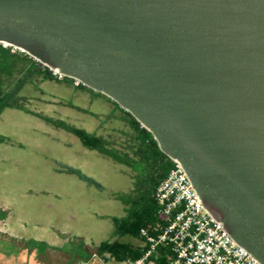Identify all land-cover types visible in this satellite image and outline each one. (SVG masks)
Masks as SVG:
<instances>
[{
  "label": "water",
  "instance_id": "1",
  "mask_svg": "<svg viewBox=\"0 0 264 264\" xmlns=\"http://www.w3.org/2000/svg\"><path fill=\"white\" fill-rule=\"evenodd\" d=\"M0 43L104 93L264 264V0H0Z\"/></svg>",
  "mask_w": 264,
  "mask_h": 264
},
{
  "label": "rangeland",
  "instance_id": "2",
  "mask_svg": "<svg viewBox=\"0 0 264 264\" xmlns=\"http://www.w3.org/2000/svg\"><path fill=\"white\" fill-rule=\"evenodd\" d=\"M60 89L55 82H45L41 87L44 94L32 93L26 106L52 122H63L104 139L110 136L123 145L121 139L133 129V116L128 111L122 107L123 112H115L82 106L87 112L100 115L94 120L90 113L71 108L79 106V101ZM22 93L19 91L18 96ZM96 127L98 131L94 133ZM43 134L39 126L35 131L23 126L18 133ZM45 134L65 135L60 131ZM111 151L123 156L115 147ZM134 166H120L104 158L100 168L88 160L81 173L91 185L78 192L64 191V200L52 207L39 199L26 200L20 197L21 192H0V264H90L84 259H90L93 249L102 242H136L129 234L118 236L115 232V221L125 218L130 209L124 200L134 190L139 171Z\"/></svg>",
  "mask_w": 264,
  "mask_h": 264
},
{
  "label": "crops",
  "instance_id": "3",
  "mask_svg": "<svg viewBox=\"0 0 264 264\" xmlns=\"http://www.w3.org/2000/svg\"><path fill=\"white\" fill-rule=\"evenodd\" d=\"M45 82H55L61 91L75 97L79 101V106H71V108L78 112L90 113L84 109L86 105L97 110L111 109L115 112H123V110L104 93L86 86H75L70 81H58L45 73L37 72L18 90V93L23 92L17 97L25 100V109L4 107L0 111V136L6 139L0 143V192H21L20 197L26 200L39 199L47 207H52L64 200L62 197L64 191L78 192L83 190L84 186L91 185L81 173V167H86L88 160L95 166L98 164L100 168L104 158L120 166L124 164L88 147L75 133L56 126L51 118L42 116L26 106V100L31 99L32 93L44 94L41 87ZM90 116L97 120L100 115L90 113ZM23 126L31 131H35L37 126L42 127L44 134L19 136V130ZM74 129L92 134L85 130ZM97 129L96 127L94 133H97ZM134 129L133 127L132 131L127 132L121 139L124 146L116 143V139L114 141L109 135L106 139L96 134L92 135L104 140L108 150L111 151L115 147L121 155L131 156L137 146ZM48 131H60L65 135H46ZM58 156L63 158L60 160ZM119 243L129 245L133 249L142 248V243L138 239L136 242L126 240Z\"/></svg>",
  "mask_w": 264,
  "mask_h": 264
},
{
  "label": "built area",
  "instance_id": "4",
  "mask_svg": "<svg viewBox=\"0 0 264 264\" xmlns=\"http://www.w3.org/2000/svg\"><path fill=\"white\" fill-rule=\"evenodd\" d=\"M2 44L11 47L12 51H20L14 46ZM43 70L55 80H68L75 86H84L78 79L63 74L57 68L45 65ZM140 128L146 129L141 123ZM153 198L161 222L154 227L153 233L144 229L140 231L143 251L140 257L116 260L108 253L93 254L85 263L261 264L238 245L222 228V223L205 209L179 161L171 159V167L156 186Z\"/></svg>",
  "mask_w": 264,
  "mask_h": 264
},
{
  "label": "trees",
  "instance_id": "5",
  "mask_svg": "<svg viewBox=\"0 0 264 264\" xmlns=\"http://www.w3.org/2000/svg\"><path fill=\"white\" fill-rule=\"evenodd\" d=\"M36 66L37 62L25 52L18 50L12 52L11 47H5L0 43V105L19 84L21 79L27 73L34 70ZM37 72H42L49 76L44 70H39L34 73ZM17 95L18 92L6 103L5 107L25 109V100L19 99ZM53 123L58 127L75 133L88 147L102 152L116 162L122 163L130 168H134V165L139 167L134 190L124 200L125 204L130 205V209L125 218L120 221H115V232L118 236L129 234L138 240H141L140 231L142 229L148 233H153L154 227H157L161 222L156 213V202L153 198V192L158 183L169 171L171 159L160 150L152 134L146 129L140 128V123L132 117V125L137 133V146L133 151V155L119 156L107 149L104 140L96 138L92 134L77 131L63 122ZM5 140L4 137L0 136V143ZM67 170L74 172L71 169ZM93 250L92 255L108 253L116 260L136 259L143 252L142 248L133 249L129 245L119 243L116 240L102 242ZM88 259L89 257L87 256L84 259L85 262Z\"/></svg>",
  "mask_w": 264,
  "mask_h": 264
}]
</instances>
